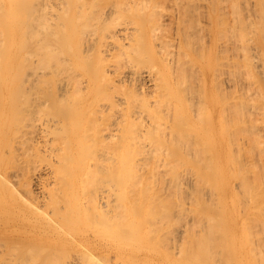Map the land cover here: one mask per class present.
Listing matches in <instances>:
<instances>
[{
  "label": "bare ground",
  "instance_id": "6f19581e",
  "mask_svg": "<svg viewBox=\"0 0 264 264\" xmlns=\"http://www.w3.org/2000/svg\"><path fill=\"white\" fill-rule=\"evenodd\" d=\"M104 1L0 0V228H45L67 264L156 242L172 264H264V0ZM215 14L238 61L213 118L195 65Z\"/></svg>",
  "mask_w": 264,
  "mask_h": 264
},
{
  "label": "rangeland",
  "instance_id": "374dc122",
  "mask_svg": "<svg viewBox=\"0 0 264 264\" xmlns=\"http://www.w3.org/2000/svg\"><path fill=\"white\" fill-rule=\"evenodd\" d=\"M106 1L107 0H105L103 3H105V4H103V6L104 7H106V6H109V5H111V4H107L106 3ZM112 1V0H111ZM108 2H109V0H108ZM202 3V2H205V1H199V3ZM170 3V4H169ZM172 3H173V0H172ZM171 2H168V4H166V5H164V9L163 10H166L164 13H166L167 12V9H168V12L170 11L171 12V10L173 11V9H169L170 7L171 8H173L174 7V4H172ZM206 3V2H205ZM170 6V7H168V6ZM166 7H168L167 9H166ZM207 9H205V11H206ZM252 10L254 11L255 10V8H252ZM207 13H208V11H206L205 12V14L207 15ZM221 12L219 11L217 14L218 15H221L220 14ZM217 14H215L213 17H212V23H213V25L211 24V26L209 27V24L210 23H206V24H208V25H204L205 24V22L207 21V17H206V15H204V17L206 18V19H204V17H201V20L200 21H202L201 22V24L204 22V24H202V26L204 27V28H206L207 26V28H206V30L208 29V28H210V29H208L205 33H207L206 34V36L204 37V42L205 43H203V44H206V46H205V49H206V51H205V60H202L204 57L201 55H199V57H196L197 59H196V65L198 66V68H197V66L195 65V67H196V69H195V73H196V75L197 74H199V75H197L198 76V78L199 79H202V76H207V86H205L206 88H205V90H207V96L209 97L207 100H209L208 102H209V104H210V110H213V113H212V117L214 118L215 117V115H216V107H215V101H216V99H217V97L215 96V95H217L218 94V88H219V84L221 83V85H222V81H224L225 79H229V77L231 78L232 77V73H233V70H234V67L232 66L231 67V64H232V58L234 59H236V57H237V52H238V50H234L235 52L234 53H232L231 51H229V52H231V53H229V52H227L228 53V55L226 54V53H224V52H222L217 46H218V40H216V35L214 34L215 33V31L214 30H216V26H218L217 27V29L218 28H220V24H221V22H218V15ZM167 15H170V14H168L167 13ZM203 18V19H202ZM45 20H43L44 21V25L43 24H41V27H42V25H43V27L44 28H42L43 29V31H42V29H41V31H40V29L39 28H41V27H39L38 28V30H37V32L38 31H40V33L39 34H46L47 33V31H46V29H47V27H45L46 25V23H47V21L48 20H46L47 18H44ZM48 19H49V16H48ZM169 22V21H168ZM63 23V22H62ZM60 21L58 22V26L60 27V25L59 24H62ZM218 23V24H217ZM56 24H57V21H56ZM169 25H167L166 24V26L167 27H169L168 29L167 28H165V30H163L162 32H166V33H168L167 35H169L171 32V36L173 37V39H176L177 41H175L174 40V42L176 43V42H179L178 41V38H176L178 35V24H177V26H175L176 24L174 23V24H170V23H168ZM3 27V25H0V27ZM6 25H4V28L3 29H7V30H5L6 31V33H7V31H8V33H11V31L12 30H14V33H16V31L18 30L17 28H18V25H17V28H14V27H12V25H9V27H10V29L8 28V26L7 27H5ZM58 26L56 27V29H54V30H56L57 32L59 31V30H57V28H58ZM172 26H174V27H172ZM222 27V26H221ZM177 28V29H176ZM0 29H2V28H0ZM10 31H9V30ZM45 29V30H44ZM173 29V30H172ZM176 29V30H175ZM16 30V31H15ZM168 30H169V32H168ZM172 30V31H171ZM212 31L211 33H209V31ZM219 30H221V28L219 29ZM36 31V30H35ZM45 31V32H44ZM160 32V31H159ZM158 32V33H159ZM7 33V35H9ZM13 33V34H14ZM36 32H34V34H35ZM204 33V34H205ZM209 33V34H208ZM164 34V33H163ZM175 34L177 35V36H175ZM11 35V34H10ZM18 35H21L20 33H19V31H18ZM174 35V36H173ZM213 36H214V39H213ZM257 37L259 36V35H256ZM256 36H254L255 38H254V40H253V46L252 47H255V46H259L260 48H261V51L263 50L264 51V44H263V42H264V38H263V42H262V40H261V38H260V36H259V38L257 39L256 38ZM18 37V40H19V36H17ZM210 38V39H209ZM203 39V38H202ZM206 39V40H205ZM214 40V41H213ZM259 41V42H258ZM218 42V43H217ZM209 43V44H208ZM178 44L179 43H176L175 45H177L178 46ZM256 44V45H255ZM177 46H176V49H177ZM198 46H201V44L200 45H198ZM218 48V51H216L217 50V48ZM204 49V50H205ZM207 49H208V51H207ZM254 49V50H253ZM253 49H251L250 51H251V56H250V59L252 58V55H254L255 57L256 56H258L259 55V57H256V61H262V60H264V58H263V53H262V55H261V51L259 50V48L258 49H256V47L255 48H253ZM221 52H220V51ZM258 50V51H257ZM249 51V52H250ZM254 51H257V52H259L257 55H256V53L257 52H254ZM248 52V54H250ZM254 52V53H253ZM207 53V54H206ZM239 53H240V51H239ZM221 54V55H220ZM225 54V55H224ZM234 54H236V55H234ZM241 54V53H240ZM239 54V55H240ZM219 55V56H218ZM223 55V56H222ZM231 55V56H230ZM232 55H233V57H232ZM228 56V57H227ZM261 56H262V59H261ZM217 57V58H216ZM222 57H225V58H222ZM240 57V56H239ZM255 57H253L252 59H253V61H251V65H252V63L254 62V63H256L255 62ZM214 58V59H213ZM220 58H221V60H220ZM228 58V59H227ZM258 58V59H257ZM209 59V62H210V66H208V70H207V66H206V64L204 63L205 61L207 62V60ZM218 59V60H217ZM215 60V61H214ZM217 60V61H216ZM222 62H220V61ZM228 60V61H227ZM229 60H231V61H229ZM237 61H238V59H236ZM241 60V59H240ZM216 62H217V64H216ZM222 65H224V66H222L221 67V65L219 64V63ZM201 63H204V64H201ZM212 63V64H211ZM227 65H225V64ZM228 63H230L229 65H228ZM262 64H264L263 63V61L261 62ZM260 62L258 63V65L257 64H253V66H251V69L253 70V73L254 74H256L254 71H256V72H258V74H256V75H253V77H252V74H251V77L252 78H254V76L256 77V78H258V80L256 79V78H254V79H256L255 81H256V83L254 84V86H256V85H258V83L260 82V84H261V86H263L264 85V81H262L263 80V78L261 79V76L263 77V75L264 74H261L260 72H261V70H262V68H264V67H262L261 68V70H259L260 68ZM202 65H203V67H202ZM216 65V66H215ZM254 65L256 66H259V67H255V68H252V67H254ZM217 66H220V67H217ZM263 66V65H262ZM194 67V68H195ZM228 67V68H227ZM231 67V68H230ZM202 68V69H201ZM220 68H221V71H220ZM257 68H259V69H257ZM216 69V70H215ZM224 69H225V71H224ZM245 70V69H244ZM248 70V69H247ZM264 70V69H263ZM246 71V70H245ZM198 72H200V73H198ZM232 72V73H231ZM201 73H203L202 75H201ZM208 75H207V74ZM223 73V74H222ZM225 73V74H224ZM229 73H231V75H228ZM248 73H249V71H247V76H248ZM262 73H263V71H262ZM216 74V75H215ZM227 74V75H226ZM237 74V73H236ZM259 74H261V76L259 75ZM200 75H201V77H200ZM223 75V76H222ZM245 77H246V80H247V82L249 81V78H250V75H249V78L246 76V72H244V74H243ZM214 76V77H213ZM216 76V77H215ZM218 76V77H217ZM228 76V77H227ZM242 75H240V77H241ZM244 76H242L241 77V79H242V82H240V83H238L237 81H239V80H237V76H236V83H238V85L240 86L241 84H245L246 83V81H245V83H244V80H245V78H244ZM221 77V79H219ZM239 77V76H238ZM214 78V79H213ZM217 78L219 79V80H221L220 82H219V80L217 81ZM248 78V79H247ZM252 78H250V80H252ZM259 79H261V81H259ZM203 80L205 81V79L203 78ZM214 80H216V82L214 81ZM215 83H214V82ZM254 80H252V81H249L248 83H250V84H253L254 82H255ZM216 85H217V88H216ZM223 86L224 87H228L229 88V86H228V84H223ZM241 86H245V85H241ZM247 86V85H246ZM245 86V87H246ZM253 85H251V87H252ZM253 86V87H254ZM209 87V88H208ZM244 87V88H245ZM217 90H216V89ZM228 88H227V90H228ZM240 88V90L241 91H243L242 89H244V88H241V87H239ZM264 89V88H263ZM230 90V89H229ZM228 90V91H229ZM212 94V96H211V94ZM215 93V94H214ZM217 93V94H216ZM203 94H206V91H204L203 92ZM213 95H214V97H213ZM213 97V98H212ZM212 98V99H211ZM212 105H213V107H212ZM213 108V109H212ZM199 121V120H198ZM198 121H196V122H198ZM201 123V122H200ZM211 123V122H210ZM212 123H213V121H212ZM202 124H204V123H202ZM202 124H201V126H202ZM209 124V123H208ZM170 125H173L172 123H170ZM200 125V124H199ZM205 125V124H204ZM207 125V124H206ZM212 125V124H211ZM175 126L176 125H174V129H175ZM210 126V125H209ZM176 128H177V126H176ZM18 193H20V192H17V196L20 198V194L18 195ZM8 198V199H7ZM11 201H13L11 198H10V196H8V195H5V194H1L0 193V203L1 202H11ZM41 231V232H40ZM43 233V234H42ZM45 228H0V246L2 247H0V249L2 250H0V264H7V262L6 261H8V264H16V262H19V263H17V264H25V262L24 261H26V259L28 258V259H30V254H32V253H30V251L29 250H32V249H36V250H33V254H32V257L34 256V259H36V256H37V258L39 259H37V260H35L36 262L34 263V261L32 262V261H30V262H32V263H30L29 261L27 262L26 261V263L27 264H48L47 262L49 261V260H51V257H52V260L53 259H57V261L61 258V259H63L62 258V253H60L61 254V256L59 257V254H57L56 253V250L57 249H52V251H53V254H52V251L50 252V248L49 247H47L48 246V244L46 243V237H45ZM41 240H40V239ZM5 242V243H4ZM1 243H4V244H1ZM9 243V244H8ZM15 243V244H14ZM19 246H18V245ZM105 243H104V240H103V245H104ZM16 246L17 248L16 249H18L19 247V251L18 250H16L15 248H13L12 246ZM24 245V246H23ZM43 245H45V247L43 246ZM148 245V246H147ZM11 246V247H10ZM14 246V247H15ZM33 246V247H32ZM38 246H42V249H43V247L45 248L44 250H46V248H49V249H47L46 251H42V249L41 248H39ZM151 246V245H150ZM149 246V244H145L144 245V247H147V248H144V247H141V248H135V252L133 253V254H128L126 257H124V258H119L120 259V261H116V260H119V259H117L116 258V253H114V251H113V247H111L109 244H105L104 245V249L103 250H105V251H103V258H105L106 259V261H108L107 259H110V257H108V256H110V255H112L111 256V258H112V260L110 259L109 260V262H106L105 264H110V261H112V263L111 264H113V261H114V264L116 263V264H120V262L121 263H123V264H128V263H130V264H143V262H145L146 261V263L145 264H172V262H166V258L165 257H167V255H166V252L168 251L167 249V251H165L164 249H163V247L164 246H160V244L159 243H155L154 245H152L151 247ZM158 246V247H157ZM23 247H25V248H23ZM35 247V248H34ZM155 247V248H154ZM12 248V249H11ZM29 248V249H28ZM107 248H108V251L110 250V252L112 253H110V252H107ZM149 248H151L150 250H149ZM167 248V247H166ZM27 249H28V251H27ZM40 249H41V251L43 252H41L40 251ZM146 249V250H145ZM153 249H155V250H153ZM48 250H49V252H50V255H48L47 253H49L48 252ZM112 250V251H111ZM156 250H157V252H156ZM159 250H161V252L159 251ZM11 251V252H10ZM21 251V252H20ZM38 251V252H37ZM41 253H40V252ZM147 251V252H146ZM153 251H155L154 253L157 255H155V254H153L152 252ZM15 252H16V254H15ZM57 252L59 253V252H61L60 250H57ZM165 252V253H164ZM7 253V254H6ZM10 253H12V254H10ZM14 253V254H13ZM27 253H30V254H27ZM36 253V254H35ZM40 255H38V254ZM64 253V252H63ZM108 253V254H107ZM114 253V254H113ZM144 255H143V254ZM162 253V259L164 260L165 259V261H163L162 262V259L160 258L161 257V254ZM11 256H10V255ZM23 254V255H22ZM27 254V256H25ZM46 254V255H45ZM51 254H52V256H51ZM56 254V255H55ZM105 254H106V256H105ZM137 254V255H136ZM141 256V257H143V258H141L139 255ZM142 254V255H141ZM167 254H168V252H167ZM6 255V256H5ZM42 255V256H41ZM43 255H45V256H43ZM47 255H48V257L50 256V259L49 258H47ZM58 255V256H57ZM121 255H122V253H121ZM160 257H159V256ZM13 256H16V257H14V259L13 260H11L12 258H13ZM22 256V258L24 259H22V258H20ZM53 256H54V258H53ZM55 256H57V257H55ZM115 256V257H114ZM132 256H133V258H132ZM138 256V257H137ZM8 258V260H7V258ZM11 257V258H10ZM31 257V258H32ZM40 257V258H39ZM41 257L43 258V259H41ZM46 257V258H45ZM59 257V258H58ZM129 257V259H125V258H128ZM130 257H131V259H130ZM135 257H137V258H135ZM157 257H158V259H161L160 261L157 259ZM45 258V259H44ZM168 258V257H167ZM3 259H4V261H5V263H4V261H3ZM19 259L21 260V261H19ZM27 259V260H28ZM34 259H31V260H34ZM41 259V260H40ZM48 259V260H47ZM135 261H134V260ZM136 259H138V261L136 260ZM145 259V260H144ZM157 259V260H156ZM15 260V261H14ZM45 260H46V262H45ZM51 260V261H52ZM104 260V259H103ZM149 260V262L147 263V261ZM151 260H152V262H151ZM175 260H176V262L174 263V264H177L178 262H179V259L177 260V258H175ZM11 261V262H10ZM12 261H14V263L12 262ZM39 261V262H38ZM44 261V262H43ZM51 261H49V262H51ZM65 262L66 260H62V262ZM69 261V260H68ZM158 261H159V263H158ZM3 262V263H2ZM43 262V263H42ZM64 262H63V264H64ZM128 262V263H127ZM142 262V263H141ZM54 262H52V264H53ZM57 263V262H56ZM68 263V262H67ZM66 262H65V264H67ZM49 264H51V263H49ZM57 264H61V263H57ZM70 264V263H69Z\"/></svg>",
  "mask_w": 264,
  "mask_h": 264
}]
</instances>
